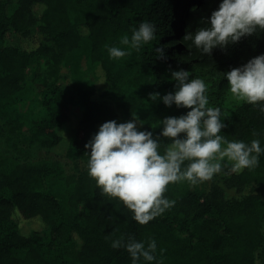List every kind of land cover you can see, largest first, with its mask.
<instances>
[{"label": "trees", "instance_id": "trees-1", "mask_svg": "<svg viewBox=\"0 0 264 264\" xmlns=\"http://www.w3.org/2000/svg\"><path fill=\"white\" fill-rule=\"evenodd\" d=\"M221 2L190 0L182 8V0H0V115L12 135L28 127L44 146L61 148L76 164L67 173L51 159L0 156V264H132L126 249L111 247L121 236L146 247L155 240V260L137 264H264V154L258 167L239 173L223 162L225 184L236 189L230 196L218 183L204 195L199 183L169 184L164 195L174 206L146 225L134 221L119 200L103 196L88 176L85 144L103 123L137 116L144 122L138 130L155 138L162 132L159 121L190 111L149 99L150 93H174L171 73L181 69L205 81L209 106L226 115L221 135L245 143L258 139L264 149V113L245 102L230 107L223 76L264 55V31L211 55L183 39L207 26ZM145 21L155 25V39L129 56L110 58L105 45L124 47L120 37H130ZM160 47L162 59L155 51ZM77 55L96 75L92 86L80 77L66 79L63 68ZM45 62L43 90L31 99L27 71L35 68L36 85ZM35 104L39 116L28 113ZM73 107L84 110L79 122ZM168 143L161 137V154Z\"/></svg>", "mask_w": 264, "mask_h": 264}, {"label": "clouds", "instance_id": "clouds-1", "mask_svg": "<svg viewBox=\"0 0 264 264\" xmlns=\"http://www.w3.org/2000/svg\"><path fill=\"white\" fill-rule=\"evenodd\" d=\"M264 31V0H222L213 11L207 26L184 36V41L205 55L213 49L226 48L246 36ZM156 27L150 22H141L133 28L131 36L122 35L119 44L124 47L105 45L109 56L119 60L140 51L155 39ZM158 58H163V47L155 49ZM175 92L164 95L150 93L153 102L162 99L165 106L190 109L186 115L167 117L159 121L162 132L153 137L151 131H139L143 126L137 116L117 124L115 120L103 123L98 132L85 144L89 152L87 169L101 194L119 200L133 215L132 219L146 225L174 206L175 201L165 198L169 184L188 182L191 185L211 180L222 172L227 162L232 172L254 169L259 166V157L264 154L260 141L250 143L228 140L221 135L226 127L221 119V110L209 106L205 81L191 78L183 69L173 71ZM223 76L230 94L249 105L259 106L264 113V55H259L241 67L232 68ZM253 136L258 133L253 130ZM161 137L170 141L163 154L160 153ZM113 249L124 248L130 254L132 264L141 258L155 260V240L137 242L123 236L113 240ZM161 249V254L163 253Z\"/></svg>", "mask_w": 264, "mask_h": 264}, {"label": "rangeland", "instance_id": "rangeland-1", "mask_svg": "<svg viewBox=\"0 0 264 264\" xmlns=\"http://www.w3.org/2000/svg\"><path fill=\"white\" fill-rule=\"evenodd\" d=\"M182 8L188 7L190 0H182ZM41 12V9L37 11ZM24 46H30L32 43L20 41ZM20 44V45H21ZM64 74L66 75L67 81L70 83L74 79V76L80 77L84 80L86 86H92L96 81V75L91 72L90 68L86 65V58L84 56L77 55L71 58L68 63L64 66ZM35 68L31 67L28 69V78L24 84L26 90L29 92V95L32 96L31 99H39L40 92L43 90V80L48 75V64L45 62L43 65L42 80L39 81L36 85L33 83ZM73 71V72H72ZM76 74V75H75ZM102 76L101 70L98 71V77ZM103 88V79L101 78L99 83V89ZM242 101H237L231 94L228 92V103L230 107H233L236 104L241 103ZM36 106V108H35ZM33 109H29V115L39 116L41 114V108L38 104H35ZM73 119L75 122H79L82 117L84 110L81 107H73ZM226 115H222L221 119L224 121ZM123 123L118 121L117 124ZM0 156H10L21 162L24 161H38L42 159H51L53 161L60 162L67 173H73L76 168V164L69 160L64 154L61 148L52 149L47 146H44L43 143L37 140L34 135L31 133L28 127L17 134L12 135L10 132V125L8 121L0 115ZM223 163V162H222ZM80 168H84L83 163L78 164ZM212 183H218L225 191L227 196L233 195L236 192V189L227 187L225 184V177L223 170L221 173L216 174L211 180L201 182L198 184V189L201 194L207 193L209 187ZM250 189H253L250 186Z\"/></svg>", "mask_w": 264, "mask_h": 264}]
</instances>
